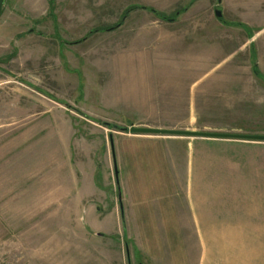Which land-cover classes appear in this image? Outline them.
<instances>
[{
	"label": "rangeland",
	"instance_id": "1",
	"mask_svg": "<svg viewBox=\"0 0 264 264\" xmlns=\"http://www.w3.org/2000/svg\"><path fill=\"white\" fill-rule=\"evenodd\" d=\"M255 64L264 0H3L0 264H264L263 140L199 145L190 226L127 225L112 151L131 125L264 135Z\"/></svg>",
	"mask_w": 264,
	"mask_h": 264
},
{
	"label": "crops",
	"instance_id": "2",
	"mask_svg": "<svg viewBox=\"0 0 264 264\" xmlns=\"http://www.w3.org/2000/svg\"><path fill=\"white\" fill-rule=\"evenodd\" d=\"M177 107L168 111L196 114V107L190 103ZM154 113H158L156 108ZM154 128L172 129L169 125ZM185 129L190 128L186 126ZM207 140L217 141L219 138L134 133L123 139L124 143L119 145L118 151L112 149L113 163L118 165L120 214L127 225L155 227L199 224L192 158L194 151ZM126 202H129L128 206ZM178 247L180 253L181 245ZM179 253H175V257L183 258L184 253Z\"/></svg>",
	"mask_w": 264,
	"mask_h": 264
},
{
	"label": "water",
	"instance_id": "3",
	"mask_svg": "<svg viewBox=\"0 0 264 264\" xmlns=\"http://www.w3.org/2000/svg\"><path fill=\"white\" fill-rule=\"evenodd\" d=\"M3 0H0V7ZM220 0H218V3ZM215 15L220 17L222 15L221 10L216 9ZM131 133H147V134H186V135H197V136H204V137H212V138H243L248 140H263L264 135H244V134H231V133H214V132H193V131H184V130H173V129H158L152 127H137L131 125L129 128ZM112 145V144H111Z\"/></svg>",
	"mask_w": 264,
	"mask_h": 264
},
{
	"label": "trees",
	"instance_id": "4",
	"mask_svg": "<svg viewBox=\"0 0 264 264\" xmlns=\"http://www.w3.org/2000/svg\"><path fill=\"white\" fill-rule=\"evenodd\" d=\"M129 10H130V9H128L127 11H129ZM127 11H126V12H127ZM253 71H254L255 75L259 76L261 79L264 80V75H262V74L257 70L256 64H255L254 67H253Z\"/></svg>",
	"mask_w": 264,
	"mask_h": 264
}]
</instances>
